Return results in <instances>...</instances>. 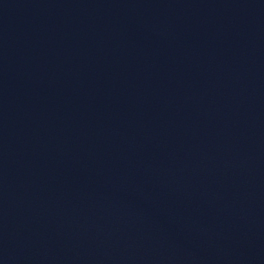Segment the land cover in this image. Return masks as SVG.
Masks as SVG:
<instances>
[{"label": "water", "instance_id": "1", "mask_svg": "<svg viewBox=\"0 0 264 264\" xmlns=\"http://www.w3.org/2000/svg\"><path fill=\"white\" fill-rule=\"evenodd\" d=\"M0 264H264V0H0Z\"/></svg>", "mask_w": 264, "mask_h": 264}]
</instances>
